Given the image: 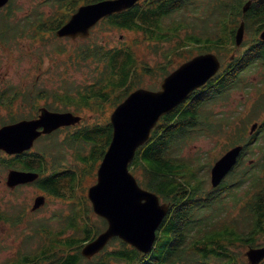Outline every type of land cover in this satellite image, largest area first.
I'll use <instances>...</instances> for the list:
<instances>
[{
    "label": "trees",
    "instance_id": "trees-1",
    "mask_svg": "<svg viewBox=\"0 0 264 264\" xmlns=\"http://www.w3.org/2000/svg\"><path fill=\"white\" fill-rule=\"evenodd\" d=\"M80 1L57 0L56 3L61 6L60 9L65 7L72 13ZM92 1L97 0H87ZM244 1L203 0L204 16L199 22L194 21L193 25L189 26L188 23L184 36L178 35L184 37L181 46L197 47L200 52L215 51L219 54L235 44V26L239 16L245 17L248 28L256 24L260 26L259 30L262 29L264 0L254 2L245 14L242 9ZM10 3L7 5L9 8ZM179 4L180 6H177ZM187 4V0H150L149 3L137 5L105 20L117 28L142 32L147 39L163 42L169 37L168 24L164 22L168 13L173 9H182ZM191 10L198 11L199 7H193ZM67 18L68 16L58 18L53 15L48 21L38 18L35 23L44 31H48L60 27ZM19 27V22L11 21L10 13H0V36L3 41L6 42L19 34ZM131 48L123 42L122 46H99L88 51L93 52L89 54V58L93 56L97 66L99 61L102 62L105 69L98 71L95 83L88 86L87 93L81 94L77 99L67 92L64 93L63 100L90 105L96 98L97 101H109L114 92H119L117 103L123 101L140 85V62ZM240 52L234 61L224 64L204 86L193 91L185 102L161 117L150 139L137 151V158L131 167L142 166L149 177L145 187L171 203L170 211L158 230L155 248L146 254L115 237L112 242L119 241L123 247L105 248L93 264H238V259L231 253L229 246L235 243L255 246L258 238L264 234V146L256 142L260 133L264 132V83L261 86V98L249 105L244 114V122L255 120L261 123L258 129L243 141L242 154L218 187L206 190L204 182L198 180L193 173L192 165L174 155L193 132L214 130L215 133L221 130V125L219 128L212 120L213 111L207 110L208 104L224 99L239 84L241 76L246 74L249 67L264 64L263 40L251 43ZM147 70L150 71L151 67H147ZM102 84H105V87L99 88ZM106 87L109 90L103 92ZM54 93L55 96L58 94L55 91ZM34 96L41 98L39 91L28 94L27 98L34 102ZM112 134L111 122L106 125L94 123L78 128L72 133V138L92 146L102 142V149L96 156L97 160H101ZM256 147L261 148V156L247 160L245 156L249 152L254 154ZM41 152L24 153L3 159L2 162L7 163L9 167L14 161L20 162L21 168L43 172L45 157L44 151ZM87 158L84 157L85 160H88ZM60 171L57 170L53 174L60 176L63 174ZM53 174L41 181L40 185L46 192L60 195L50 180ZM226 190L233 196L231 199L234 208L239 209L235 220L228 219L229 215H233L229 212L228 201L221 196L222 191ZM249 195L250 202H244ZM244 213L246 216L242 219ZM87 216L84 212L73 213L68 225L75 227L76 231L69 235H64L63 231L68 226L56 230L46 222H41L39 227L43 229L36 232L48 245L42 244L40 249L20 252L16 264H81L83 259H86L81 253V248L107 225L103 219L104 226L101 229V226L96 225ZM42 231H46V236H43ZM55 257L59 259H53Z\"/></svg>",
    "mask_w": 264,
    "mask_h": 264
},
{
    "label": "rangeland",
    "instance_id": "rangeland-1",
    "mask_svg": "<svg viewBox=\"0 0 264 264\" xmlns=\"http://www.w3.org/2000/svg\"><path fill=\"white\" fill-rule=\"evenodd\" d=\"M56 1L12 0L10 8L8 6L0 8V13L11 14L13 23H20L19 34L10 40L5 42L0 36V127L14 118H19L18 113H29L32 110L33 115L38 109L34 111L32 108L43 105H51L58 110H72L83 117L79 124L61 128L43 136L29 151L30 153L44 151L42 180L53 174V171L62 170V175L53 174L50 178L53 187L60 192V195L49 194L35 183L12 188L7 184L9 169H22V165L14 161L9 167L7 163L0 162V264H16L20 252L40 249L42 244L48 245V242L41 239L40 234L36 232L38 229H43L39 227L41 222H46L56 230L68 226L63 231L64 235H69L76 231L75 227L68 225L70 218H73V213L84 212L96 225L101 226V229L104 226L103 219L93 211L91 200L88 198L89 188L97 182V172L101 161L100 158L97 160L96 156L102 149V142L95 146L82 144L81 141L72 138V133L80 127L94 123L103 125L110 123L111 115L119 104L117 103L119 92H114L109 101H97L98 98H96L94 99L96 101L90 105L77 104L76 101L68 103L63 100V95L67 92L77 99L81 94L87 93L88 86L95 83L98 71L105 69L102 62L99 61L97 66L93 56L89 58V54L93 52L88 51L97 49L99 46L104 48L122 46V43L126 42L132 47V51L140 62L138 87L152 89H159L166 73L200 52V48L197 47H182L184 37L178 35H185L188 23L190 26L194 21L199 22L202 19L203 0H187L186 7L170 12L164 20L168 24L170 37L163 42L147 39L142 32L117 28L105 19L92 28L91 35L87 39L58 37L55 32L44 31L38 26L39 24L35 23L38 18L46 21L53 15L60 18L67 11L65 7L60 9L61 6H58ZM86 2L87 0H81L79 5ZM193 7H199V10L193 12L191 10ZM257 28L258 25L249 28L245 36L246 45L260 38V33L256 32L259 30ZM235 46L232 44L228 48H223L224 50L218 54L223 65L234 61L241 54L243 45L241 48ZM147 67H151V70L148 71ZM263 83L264 64L249 67L246 74L241 76L239 84L224 99L209 103L207 106L208 111H213L212 120L219 128L221 125V130L215 133L214 130L195 131L174 152L176 158L192 165L193 173L198 180L204 182L206 190L210 191L214 187L211 183V169L215 162L230 148L243 144L246 137L252 133V126L257 121L244 122V114L248 111L249 105L251 106L261 98ZM9 86H14L11 92L8 90ZM102 87H105V84L100 85L99 88ZM40 90H43V96L39 99L34 96V102L28 103L29 109L25 107L15 110L14 105L9 104V101L12 102L14 99L20 104L27 99L30 101L27 98L28 94H35ZM108 90L106 87L103 92ZM54 91L59 95L55 96ZM5 94L10 97L8 101L3 100L8 98ZM14 114L16 116L12 117ZM256 142L264 146V132L260 133ZM86 156L88 160L84 159ZM259 156H261V148L256 147L254 154L249 152L245 157L247 160L250 158L254 160ZM3 158H9V156L0 151V160ZM131 171L139 184L146 188L149 177L145 169L142 166H133ZM39 195L45 196V200L35 209L34 204ZM221 196L228 201L229 212L233 215V217L229 215L228 219L235 220L239 209L234 208L231 192L222 191ZM250 197V195L246 197L244 202H250ZM161 202L170 201H165L161 197ZM245 216L246 213L243 214L242 219ZM48 231H50L49 228ZM45 232L42 231L43 236H46ZM112 241L106 249L123 247L119 241ZM252 246L235 243L229 248L238 259V264H251L247 251ZM257 246H264V234L255 243L254 247ZM100 254L101 252L91 259H83L81 264H93L95 259H99ZM53 259H59V257Z\"/></svg>",
    "mask_w": 264,
    "mask_h": 264
},
{
    "label": "water",
    "instance_id": "water-1",
    "mask_svg": "<svg viewBox=\"0 0 264 264\" xmlns=\"http://www.w3.org/2000/svg\"><path fill=\"white\" fill-rule=\"evenodd\" d=\"M9 0H0V7ZM138 0H100L84 4L70 20L57 30L59 36L88 37L98 21L109 14L135 5ZM253 0L244 5L247 11ZM245 22L242 20L236 33V43L244 40ZM264 38V31L261 34ZM221 60L214 52L195 55L168 74L159 89L138 87L114 110L111 116L113 134L109 147L98 169V180L90 187L89 196L94 211L104 217L108 225L82 248V254L91 258L99 253L114 237L130 243L139 251L150 253L157 241V230L170 210V203L161 202L160 196L140 186L130 170L137 149L143 145L162 116L185 101L197 88L205 85L221 68ZM82 117L71 111L61 112L42 108L37 119L24 120L0 128V149L10 154L30 149L43 133H50L62 126L81 122ZM43 127V129H40ZM258 127L254 123L251 131ZM243 145L229 149L213 165L211 182L218 186L237 162ZM35 171L12 169L7 183L14 187L34 181ZM44 202V196L36 199L34 208ZM247 256L252 264L264 259V246L251 247Z\"/></svg>",
    "mask_w": 264,
    "mask_h": 264
},
{
    "label": "flooded vegetation",
    "instance_id": "flooded-vegetation-1",
    "mask_svg": "<svg viewBox=\"0 0 264 264\" xmlns=\"http://www.w3.org/2000/svg\"><path fill=\"white\" fill-rule=\"evenodd\" d=\"M240 22V21H239ZM245 22H246V33L248 32V30H249V28H248V24H247V21L245 20ZM239 24V23H238ZM260 26H258V28H259ZM246 36V35H245ZM9 89V92H11L12 90H13V88H14V86H9L8 87ZM39 93H40V96H43V91H39ZM12 100V99H11ZM19 101V100H18ZM27 101H28V99H27ZM25 101L24 103H16L15 102V99L14 100H12V102L11 101H9V104H11L12 103V105H14L13 107H14V109L15 110H17L18 108H28L29 109V106H28V103L30 104L31 103V101ZM33 102V101H32ZM11 105V106H12ZM10 106V107H11ZM44 107V105L43 106H41V107H38V108H32L34 111H35V109H38V111L37 112H35V113H33V115H32V110H31V112H29V113H25V112H21V113H18V117L19 118H14V119H12L11 121H9V122H7L6 124H12V123H16V122H18V121H21V120H29V119H33V118H37L39 115H40V109L41 108H43ZM48 107V106H47ZM48 108H50V109H52V110H58V109H54V108H51V107H48ZM61 111H64V110H61ZM16 115L14 114V116H12V117H15ZM5 125V123L2 125V126H4ZM1 126V127H2ZM0 127V128H1ZM39 139V138H38ZM38 139H36L35 140V143H36V141L38 140ZM16 156H18V155H16ZM15 156V157H16ZM22 169H24V168H22ZM24 170H28V169H24ZM36 182V180H34V181H32V182H26V183H20V184H17L16 186H14L13 188H16V187H18V186H22V185H26V184H29V183H35Z\"/></svg>",
    "mask_w": 264,
    "mask_h": 264
}]
</instances>
